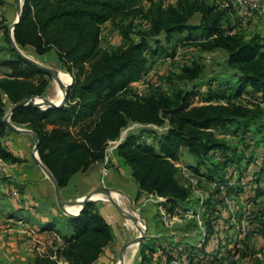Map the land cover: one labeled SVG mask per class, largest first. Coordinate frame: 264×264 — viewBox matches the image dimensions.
<instances>
[{"label":"trees","instance_id":"obj_1","mask_svg":"<svg viewBox=\"0 0 264 264\" xmlns=\"http://www.w3.org/2000/svg\"><path fill=\"white\" fill-rule=\"evenodd\" d=\"M166 1L24 0L14 31L18 47H32L39 56L54 51L73 83L66 106L42 110L30 104L15 109L11 122L36 134L39 157L61 189L75 175L104 163L108 143L119 140L133 123L167 127L151 144L140 136H128L116 152L131 168L139 192L166 199L160 204L170 215L190 207L191 191L181 183L176 166L184 151L198 162L184 164L203 182L217 185L214 194L220 203L230 195L245 194L251 185L253 195L246 193L244 200L254 204L264 196V187L256 186L264 178V37H247L231 25L227 9L207 0ZM196 16L199 22L193 23ZM128 19L142 24L136 40L131 38L132 23L123 25ZM108 23L120 30L125 40L122 46L103 48V28ZM4 33L11 57L0 64L8 70L0 76V159L15 164L19 159L3 143L10 132L5 121L7 107L32 96L43 97L49 83L45 72L13 49L9 30ZM192 45L203 52L225 51L233 76L209 83L204 94L193 89L141 96L134 91L133 83L145 76L152 58L168 57V49L174 56L179 47ZM193 64L182 71V79L192 83L204 72L202 65ZM198 96L205 97L200 105L195 104ZM219 131L237 139V144L220 138ZM259 163L247 180L248 166ZM202 208L208 226L202 247L179 246L163 236L146 238L140 245V264L219 262L224 250L217 246H222L223 229L215 223L221 209L211 200L203 202ZM58 214L60 220L54 223L53 218L46 229H62V243L50 256L38 257L35 264H57L59 260L95 264L115 238L111 222L94 202L77 216L59 210ZM240 252L232 247L222 256Z\"/></svg>","mask_w":264,"mask_h":264},{"label":"rangeland","instance_id":"obj_2","mask_svg":"<svg viewBox=\"0 0 264 264\" xmlns=\"http://www.w3.org/2000/svg\"><path fill=\"white\" fill-rule=\"evenodd\" d=\"M232 1L234 0H207L208 3L216 7L227 9V17L230 18L231 25L236 26L238 31L244 33L247 37L254 34H260L264 37V0L250 1V4L258 3L259 7H262L260 10H250L248 7L249 3H247L246 7H242L237 3L232 4ZM147 2L148 0H145L144 3L146 4ZM17 4L18 0H0V64L11 57L9 52L10 45L6 41L4 29L9 30L16 20L18 14ZM199 19L200 17L196 16L193 22H197ZM130 23H132L133 29V31L131 30V38L136 40L142 24L138 19H128L123 25L127 26ZM161 40L163 41L164 38L162 37ZM124 43L125 40L115 25L108 24L104 28L102 36L103 47L113 49L122 46ZM162 44L166 46L164 42ZM20 50L25 56H31L45 66L66 72L60 66L57 54L54 51L44 56H39L32 47L20 48ZM167 52L169 59L165 56L158 59L152 58L142 83L135 86L134 91H138L142 95L155 92L174 95L179 91L195 89L204 94L209 83L213 81H219L217 83H220V81L230 79L233 76V71L227 66L228 55L223 50L203 52L200 47L192 45L179 47L174 56L171 55V49H168ZM193 63L202 65L204 70L201 78L194 83L182 79L183 69L192 67ZM7 71L6 68L0 66V76L7 73ZM46 79L49 84L43 98H55V81L49 76H46ZM201 97L205 99L204 96H198L195 104L200 105L203 103ZM165 129L166 126L153 128L134 126L131 123L129 127L123 130L122 136H126V138L128 136H140L144 141L151 144L154 143L156 136L160 135ZM218 133L219 137L224 138L228 143L237 144L238 140L232 136L225 135L220 131ZM34 147L35 144L32 142V155L29 158V164L26 161H22L17 166L5 167L6 172H1L0 169V264H35L38 257L50 256L58 248V245L62 243L61 235L64 232L60 229L61 226L58 228L60 229L59 232H54L47 230L48 225L44 226L43 222H41V219L47 217V215L50 219L54 218V223L58 222L60 218L59 214H56V210L57 212L61 210L56 202L55 188L52 181L35 159ZM181 158L183 163L189 165H197L198 163L187 151L183 152ZM105 168L104 170V167L95 164L88 174L84 176L82 174L75 175L71 178L68 186L62 189L63 197L66 200L76 201L104 187L109 188L111 191L120 192L123 207L120 206L125 209L138 211L146 224L148 230L147 238L163 236L169 241L175 240L177 244L188 243L195 246L201 241L202 235L200 232L202 230L199 228L198 218L191 217L190 212H200L202 215L203 208L201 203L211 200L212 203L221 209L220 212H216L217 220L215 224L223 229L221 233L223 236L222 248L217 246V249L224 251L219 255L218 259L220 261L216 264H264V196L257 198L254 204H249L244 200L245 194L243 196L230 195L226 197L222 193L224 198H226L224 202L220 203L219 195L214 194L215 188L211 184L199 180L198 186L190 189V207L187 210L179 208L182 213L176 211L175 214L170 215L172 213L169 214L166 208L161 206V202L156 196L139 192L137 185L132 179L131 168L117 157L116 151L113 152L106 162ZM8 174L12 175V177H7ZM3 177L4 179H2ZM179 179L182 183L184 182L183 177L179 176ZM41 180L49 183L51 200L43 201L38 208H34L31 205L33 198L45 195ZM245 182L242 180L241 183L245 184ZM90 185H96L97 187L83 196L82 194L91 188ZM31 187L34 188L31 190ZM245 189L251 193L250 187ZM37 201L40 202V200ZM50 201H52L53 205L50 204ZM94 203L111 222L115 235L113 242L104 249L96 264H116L121 249L136 238L135 234L125 229L123 215L111 203L99 200H95ZM17 205L21 207V210H15ZM26 209L31 211L30 215L22 213ZM195 209L196 211H194ZM33 212L36 216L32 214ZM63 214L66 215L64 212ZM32 218H35L34 222H31ZM200 219L204 224L205 218L202 216ZM205 228L208 232L207 223ZM248 228L252 229L253 232H249ZM225 237H228V239L225 240ZM10 240L14 242L11 246L8 245ZM232 247L239 248L241 252L234 256H222L226 253V250ZM177 261L182 262L183 260ZM140 262L139 247L135 264H140ZM57 264L63 263L59 260Z\"/></svg>","mask_w":264,"mask_h":264},{"label":"water","instance_id":"obj_3","mask_svg":"<svg viewBox=\"0 0 264 264\" xmlns=\"http://www.w3.org/2000/svg\"><path fill=\"white\" fill-rule=\"evenodd\" d=\"M23 5H24V0L20 1L18 0V4H17V12H18V19L15 20L13 22V24L11 25L10 29H9V37L11 40V44L13 49H15L17 51V53L23 57L26 61L32 63L33 65L37 66L39 69H41L43 72L46 73L47 76L51 77L54 80H58L59 79V71L45 66L44 64H41L37 61H34L28 57H26L20 50V48L18 47L16 41H15V37H14V31L15 28L17 26V24L20 21L21 15H22V11H23ZM73 82V80H72ZM72 85V83L70 85H60L61 89L64 91V97L63 100L57 104L56 102H54L53 100L50 99H46L44 100L42 103H38V99H43L42 97H36V96H32L28 99H25L24 101L20 102L19 104L15 105L7 114L5 117V121L7 122L9 129L15 132H21V133H29L32 135L34 142H35V147H34V156L36 161L38 162L39 166L41 167V169L46 173V175L49 177V179L52 181L54 188H55V197H56V202L58 204V207L60 208V210L62 212H64L66 215L69 216H77L79 215L82 210L86 207V205L88 203L91 202H95V200L93 199L94 195L99 194V193H103L105 196L108 197V202L111 203V205L120 213V214H124L126 211L124 208H122L120 206V204L116 203V201H114V199L111 197V193L112 191L109 188H101L98 189L94 192H91L89 194H87L86 196H84L82 199L80 200H76V201H72V200H66L63 197L62 194V189L59 185V183L57 182V180L55 179L54 175L50 172V170L43 164V162L41 161L39 154H38V145H39V141L37 139L36 134L32 131V130H27V129H20L18 127H16L15 125L12 124L11 122V116L12 113L15 109L17 108H21V107H25L28 106L30 104L34 105L37 108H40L42 110H50V109H57V108H62L64 106H66L67 104V94H68V90L69 87ZM74 205H80L81 206V210L79 211V213L77 215L74 214H70L67 212V208L74 206ZM147 228H145L143 230V232L136 237L135 239H133L132 241H130L128 244H126L120 251L119 254V264H125V254L127 253L128 249L134 245V244H138V246L140 247V245L142 244V242L147 238L148 236V232H147Z\"/></svg>","mask_w":264,"mask_h":264},{"label":"crops","instance_id":"obj_4","mask_svg":"<svg viewBox=\"0 0 264 264\" xmlns=\"http://www.w3.org/2000/svg\"><path fill=\"white\" fill-rule=\"evenodd\" d=\"M232 4L234 3V1H232L231 2ZM237 3V2H236ZM238 4V3H237ZM246 12V11H245ZM195 19V18H194ZM199 22V20L197 21V22H193V23H198ZM108 24H110V23H108ZM108 24H106L105 26H104V28L108 25ZM113 25V24H112ZM104 28H103V33H104ZM102 36H103V34H102ZM103 48H105V47H103ZM105 49H108V48H105ZM161 60V59H160ZM152 61H150V63H151ZM150 63H149V65H148V69H149V67H150ZM8 112L12 109V107L10 106V105H8ZM13 125H15V124H13ZM16 127H22V128H25V129H27L28 130V128L26 127V126H18V125H15ZM32 142H33V144H35V142H34V139H33V137H32V135L31 134H29V133H21V132H15V131H12V130H10V132H9V134L6 136V138L4 139V145L7 147V149H8V151H10L11 152V154L14 156V157H16L17 159H19V162H17V163H15V164H12V163H8V162H5V161H3L2 159H0V166H2V168H0L1 169V172L2 171H5L6 172V169H5V167H13V166H17V165H19V164H21V162L22 161H26L28 164L30 163L29 162V158H31V155H32ZM106 162L107 161H105L104 163H98L99 165H101L102 167H104V170L106 169L105 167H106ZM95 165V164H94ZM94 165H92L90 168H89V170L87 171V172H85V173H79V174H82L83 176L84 175H86V174H88V172L90 171V169L94 166ZM261 166V163H259V166L257 165V166H254V165H252V166H248V169H247V171H246V175H248V178H247V180H249V178L251 179V175L253 174V172L257 169H259V167ZM79 174H77V175H79ZM7 177H12V175H7ZM2 179H4V177L2 178ZM8 180H10V179H8ZM264 178L261 180V182L259 183V185H256V186H259V187H264ZM41 182H42V180H41ZM41 185H42V187L44 188V196L43 197H35V198H33V200H32V203H31V205H32V207H34V208H38V206H39V204H41V202H46V201H49V200H51V193H50V191H51V189H50V185H49V183L46 181V182H42L41 183ZM90 189H88L84 194H82L83 196L85 195V194H87V193H89L90 191H92L94 188H96L97 186L96 185H90ZM248 187H252L251 185L250 186H248ZM248 187H247V189H248ZM32 188H34V187H31L30 189L32 190ZM38 188V187H37ZM251 191V190H250ZM252 194L253 195V192L251 191V193H249V190L247 191L246 189H245V194ZM143 194H145V193H143ZM242 196L244 195V193H242L241 194ZM37 200H40V202L39 201H37ZM190 200H191V198H190ZM51 203V205H53V203H52V201H50ZM30 205V206H31ZM190 205H191V203H190ZM200 205V204H199ZM198 206V205H197ZM21 210V207L19 206V205H17V207L15 208V210ZM194 211H196V209L194 210ZM22 213H24V214H26V215H30V213H31V211L30 210H28V209H26V210H23L22 211ZM34 216H36L35 214H34V212L32 213ZM56 214H58V212H57V210H56ZM32 215V217H34ZM52 218V217H51ZM34 220H35V218H32V220H31V222H34ZM51 220L52 219H50V217L47 215V217H43V219H41V222H43V225L45 226V225H47L49 222H51ZM8 243H10V244H8L9 246H11L14 242H12V240H10ZM5 245V244H4ZM3 245V246H4ZM210 250V249H209ZM212 250V249H211ZM176 262V261H175ZM97 263V262H96ZM95 263V264H96ZM175 264V263H174Z\"/></svg>","mask_w":264,"mask_h":264},{"label":"bare ground","instance_id":"obj_5","mask_svg":"<svg viewBox=\"0 0 264 264\" xmlns=\"http://www.w3.org/2000/svg\"><path fill=\"white\" fill-rule=\"evenodd\" d=\"M20 1H23V0H20ZM17 19H18V14L16 16V20ZM26 57L34 61H37L31 56L26 55ZM54 81H55V86H56V97L55 98L52 97V99L50 100H53L54 102L59 104L63 100V97H64V91L61 89L60 85L61 84L65 86L70 85L72 83V78L68 73L62 70H59V79L54 80ZM44 100H46V98L38 99V103H42ZM111 197L114 199V201H116V203L120 204L123 207V204L121 203L122 195L120 192L112 191ZM93 199L99 200V201H108V197L105 196L103 193L94 195ZM80 210H81L80 205H74V206L67 208V212L70 214H74V215H77ZM125 211L126 212L123 214L125 229L128 232H133L135 234V237H138L143 232V230L146 228V224L144 220L142 219L141 215L138 213V211L129 210V209H125ZM138 253H139L138 244L132 245L128 249L127 253L125 254V260H124L125 264H135L136 259L138 257ZM116 264H119V261Z\"/></svg>","mask_w":264,"mask_h":264},{"label":"built area","instance_id":"obj_6","mask_svg":"<svg viewBox=\"0 0 264 264\" xmlns=\"http://www.w3.org/2000/svg\"><path fill=\"white\" fill-rule=\"evenodd\" d=\"M176 0H167V2L173 4ZM236 1L239 5H241L242 7H246L247 6V3H249L248 7L250 10H260V8L262 7H259L258 3L254 2V3H251L248 1V0H234ZM263 11H264V8H263ZM170 57H167V59H169ZM144 78V77H143ZM143 78L138 81V82H135L133 83V88L135 86H138L140 83H142V80ZM137 94L141 95V93H139L138 91L136 92ZM134 126H142V127H153V128H158V126H155V125H141V124H134ZM167 130V127L166 129ZM163 130V132L165 131ZM123 133V132H122ZM126 139V136H122L120 137L119 140L117 141H110L108 143V146L106 148V161L109 160V158L112 156L113 152L117 150V148L122 144V142ZM176 166L178 167V176H181L183 177L184 179V182L182 183L186 188L188 189H191V187H197L198 184H199V180H201L197 175H195L191 169L189 167H187L182 161H179L176 163ZM211 186L216 188L217 185L215 183H211ZM159 200V202L163 203L166 201V199H163V198H157ZM201 205H203V203H201ZM162 206V205H161ZM178 212L182 213V210L180 209H177ZM191 214V217H194V218H198V223H199V228H201V232L200 234L202 235V238H201V241L198 243L197 245V248H200L203 246L205 240H206V237H207V231H206V228L203 224V222L201 221V217L202 215L200 214V212H190ZM61 263L63 264H68L66 261L64 260H60ZM175 264H188V261H185L183 260L182 262H179V261H176L174 262Z\"/></svg>","mask_w":264,"mask_h":264}]
</instances>
